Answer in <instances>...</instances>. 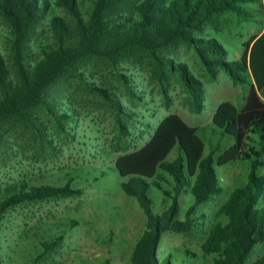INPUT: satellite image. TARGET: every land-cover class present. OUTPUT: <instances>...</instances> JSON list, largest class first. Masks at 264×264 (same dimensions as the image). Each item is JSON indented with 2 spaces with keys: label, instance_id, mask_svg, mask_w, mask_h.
I'll list each match as a JSON object with an SVG mask.
<instances>
[{
  "label": "rangeland",
  "instance_id": "rangeland-1",
  "mask_svg": "<svg viewBox=\"0 0 264 264\" xmlns=\"http://www.w3.org/2000/svg\"><path fill=\"white\" fill-rule=\"evenodd\" d=\"M54 3V14L75 32L76 19L64 6ZM88 18L95 0H78ZM128 3L121 11L128 12ZM245 23L234 15L218 18L195 35L201 40H218L227 52V61H239L244 44L264 30V17ZM16 33L0 17V53L13 81L19 76L15 66ZM56 39L47 21H42L26 43L25 64L34 66ZM158 57L132 50L115 59H89L70 70L48 95V102L31 110L27 117L10 118L0 125V203L12 185H65L81 194L17 206L0 218V262L2 264H132L139 238L147 230L148 218L136 199L126 195L115 171L117 160L142 150L161 123L179 116L193 128L204 129L201 136L208 154L210 127L219 106L233 104L241 111L250 85L235 84L221 69L209 70L196 50L176 42L158 52ZM187 67L201 84L192 93L180 73H171L165 63ZM197 95L198 106L195 103ZM109 97V98H108ZM1 98V89H0ZM213 138V142H214ZM176 157V153L172 158ZM224 191L197 206L193 218L200 225L190 233L166 232L159 258L173 264L188 259L191 264H211L213 256L203 251L208 233L216 223V213L235 189L248 183V163L217 167ZM264 174V169L260 170ZM156 213L171 205L159 192ZM193 199L184 194L177 218L185 215ZM264 205V199L261 201ZM61 238L60 245L46 251L45 242ZM190 252L193 256H189ZM264 255V244L251 257ZM191 257V258H190Z\"/></svg>",
  "mask_w": 264,
  "mask_h": 264
},
{
  "label": "trees",
  "instance_id": "trees-1",
  "mask_svg": "<svg viewBox=\"0 0 264 264\" xmlns=\"http://www.w3.org/2000/svg\"><path fill=\"white\" fill-rule=\"evenodd\" d=\"M128 3L131 9L122 12ZM56 4L75 17V32L54 14L52 0H0V17L16 33L19 76L18 82L12 80L0 53V125L45 106L53 86L89 59L111 60L141 50L160 61L158 52L176 42L193 47L209 70L219 68L235 84L250 85L246 104L241 111L231 103L219 106L210 127L208 154L201 136L204 129L190 127L179 116L171 115L142 150L117 160L115 171L123 191L137 200L148 218L131 263L173 264L169 256L160 261L163 234H186L197 228L200 223L193 218L196 207L224 191L217 167L243 162L249 165L248 183L237 187L218 210L202 248L207 256H213L211 264H264V255L250 260L254 249L264 244V174L260 173L264 169V32L249 39L242 58L231 62L218 40L195 37L207 25L216 26L224 15H234L245 23L259 20V16L264 17V0H95L88 18L83 16L78 0H57ZM44 20L56 41L31 67L25 64L24 44ZM167 62V69L180 73L192 93L201 90L200 82L190 76L186 66ZM199 98L197 95L195 103L201 106ZM73 181L65 185H12L0 203V218L17 206L81 194L72 187ZM159 192L172 201L162 213L154 208ZM184 194L192 197L193 205L181 221L177 215ZM61 241L57 238L43 247L50 251ZM178 263L191 264L186 258Z\"/></svg>",
  "mask_w": 264,
  "mask_h": 264
},
{
  "label": "crops",
  "instance_id": "crops-1",
  "mask_svg": "<svg viewBox=\"0 0 264 264\" xmlns=\"http://www.w3.org/2000/svg\"><path fill=\"white\" fill-rule=\"evenodd\" d=\"M263 32H264V30H263ZM263 32H262V33H263ZM262 33H261V34H262ZM261 34H260V35H261Z\"/></svg>",
  "mask_w": 264,
  "mask_h": 264
}]
</instances>
